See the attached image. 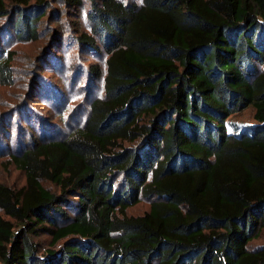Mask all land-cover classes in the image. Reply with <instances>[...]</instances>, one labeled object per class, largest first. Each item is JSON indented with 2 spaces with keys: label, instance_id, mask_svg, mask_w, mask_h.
Segmentation results:
<instances>
[{
  "label": "trees",
  "instance_id": "trees-1",
  "mask_svg": "<svg viewBox=\"0 0 264 264\" xmlns=\"http://www.w3.org/2000/svg\"><path fill=\"white\" fill-rule=\"evenodd\" d=\"M88 2L77 41L108 55L88 68L103 96L11 155L26 181L0 183V264H264V0ZM49 9L0 0V86L13 85L3 48L38 41ZM249 107L256 124L231 131Z\"/></svg>",
  "mask_w": 264,
  "mask_h": 264
},
{
  "label": "rangeland",
  "instance_id": "rangeland-1",
  "mask_svg": "<svg viewBox=\"0 0 264 264\" xmlns=\"http://www.w3.org/2000/svg\"><path fill=\"white\" fill-rule=\"evenodd\" d=\"M50 9L36 42L22 43L11 39L3 48L14 53L13 85L0 86V183L19 189L25 185V174L10 164L11 155L29 145L35 136L57 137L83 124L90 102L103 96L102 80L88 74L92 64L105 68L108 55L93 52L78 44L79 32L91 33L87 19L89 2L70 6L62 0H47ZM141 4L142 0H122ZM9 32L8 21H0V48ZM4 55V56H5ZM231 131L255 125L254 108L249 107L230 118ZM52 191L57 187L44 183ZM150 205L143 201L129 210L142 215ZM41 253L51 247V238L36 239ZM264 245V235L253 247Z\"/></svg>",
  "mask_w": 264,
  "mask_h": 264
}]
</instances>
